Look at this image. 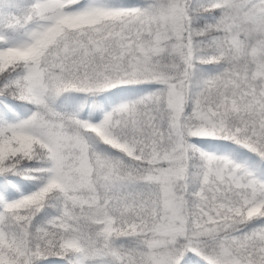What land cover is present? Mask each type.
I'll list each match as a JSON object with an SVG mask.
<instances>
[{
    "label": "snow or ice",
    "instance_id": "6c2138e0",
    "mask_svg": "<svg viewBox=\"0 0 264 264\" xmlns=\"http://www.w3.org/2000/svg\"><path fill=\"white\" fill-rule=\"evenodd\" d=\"M0 264H264V0H0Z\"/></svg>",
    "mask_w": 264,
    "mask_h": 264
}]
</instances>
